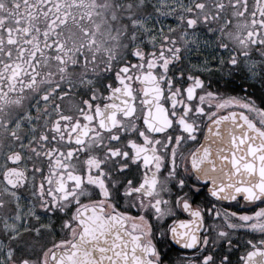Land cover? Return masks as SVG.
<instances>
[{"label":"flooded vegetation","instance_id":"obj_1","mask_svg":"<svg viewBox=\"0 0 264 264\" xmlns=\"http://www.w3.org/2000/svg\"><path fill=\"white\" fill-rule=\"evenodd\" d=\"M98 216L156 264H264V0H0V264Z\"/></svg>","mask_w":264,"mask_h":264},{"label":"water","instance_id":"obj_2","mask_svg":"<svg viewBox=\"0 0 264 264\" xmlns=\"http://www.w3.org/2000/svg\"><path fill=\"white\" fill-rule=\"evenodd\" d=\"M203 163L200 168L208 177V141L202 146ZM224 193V191H220ZM57 264H156L149 258V249L139 237L131 235L115 217H96L82 231L71 247L59 251Z\"/></svg>","mask_w":264,"mask_h":264}]
</instances>
